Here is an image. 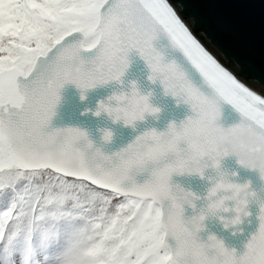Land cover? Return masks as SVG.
<instances>
[{
	"label": "snow or ice",
	"instance_id": "snow-or-ice-1",
	"mask_svg": "<svg viewBox=\"0 0 264 264\" xmlns=\"http://www.w3.org/2000/svg\"><path fill=\"white\" fill-rule=\"evenodd\" d=\"M133 49L148 79L192 116L110 155L77 128L48 130L65 84L83 91L119 82ZM219 101L240 114L238 124L216 123ZM136 119L142 114L124 113L126 126ZM228 155L264 179V99L199 45L166 0H0V195L10 197L0 244L9 255L17 240L30 255L39 233L52 264H264V203L237 254L213 235L201 240L196 220L184 217L180 185L170 183L193 166L202 176V160L218 168Z\"/></svg>",
	"mask_w": 264,
	"mask_h": 264
},
{
	"label": "water",
	"instance_id": "water-1",
	"mask_svg": "<svg viewBox=\"0 0 264 264\" xmlns=\"http://www.w3.org/2000/svg\"><path fill=\"white\" fill-rule=\"evenodd\" d=\"M166 2L191 36L221 67L264 99V0H166ZM81 55L87 59L90 54L82 52ZM128 61L120 84L110 81L90 89L85 93L84 101L79 99L80 90L75 85L65 84L59 91L61 99L55 108V115L48 130L66 127L85 128L90 133L94 147H100L103 153L110 155L125 147L146 129L155 128L157 131H163L170 122L179 127L182 121L193 115L188 104L165 93L159 79L155 81L148 79L150 69L134 49L129 51ZM131 82L137 85L142 94L151 93L148 100L150 104L160 108L159 119L153 120L146 114L143 121L135 122L133 129L119 121L112 124L103 114L100 117H94L91 112L82 114L85 107L94 109L98 100H104L114 91L127 93ZM219 108L220 116L216 123L221 127L229 128L241 121L240 114L232 105L219 101ZM105 126L113 130V139L108 144H101L96 129ZM221 167L227 169L230 174L236 173L235 176L229 175L230 180L241 184L247 181L254 191L261 189L262 182L258 171L238 164L234 155L222 158ZM209 172L210 170H206L205 175ZM145 178L146 175L135 177L137 182H142ZM170 183L193 192H202L207 181L195 175L174 174ZM196 203L199 206V202ZM259 210L256 202H249L247 206L249 215L239 226L240 231L224 230L216 222L205 221L206 227L198 235L202 241L207 240L209 235H215L226 248L240 254L258 226ZM193 214V210L184 205V217L188 218ZM168 242L172 243L170 238Z\"/></svg>",
	"mask_w": 264,
	"mask_h": 264
},
{
	"label": "clouds",
	"instance_id": "clouds-1",
	"mask_svg": "<svg viewBox=\"0 0 264 264\" xmlns=\"http://www.w3.org/2000/svg\"><path fill=\"white\" fill-rule=\"evenodd\" d=\"M120 83L121 80L117 82V84ZM88 90H80L79 99L81 101L86 99L85 93ZM150 94L151 93L142 94L139 91L137 85L134 82H131L127 93L124 91H120L119 93L114 91L104 100H98L94 109L85 107L82 111V114L91 112L94 117H100L101 114H103V116L107 120L111 121L112 124H115L119 121L125 125L123 121L124 113L126 111L134 110L142 114V119H136L127 125L134 129L135 122L143 121L146 114L151 116L153 120L159 119V113L161 110L160 108L149 103L148 96ZM114 95H122L124 98L119 103H117L115 100L111 99ZM141 97H147L146 107L144 106V103L141 102ZM60 99L61 98H59L58 103L60 102ZM113 101H115L114 104L112 103ZM117 109L120 111L117 112ZM173 124L174 123L170 122L167 128L163 131H157L155 128H149L143 132L155 130L157 133L163 134L166 133L169 126ZM74 128L81 130V132L85 134L86 139L91 142L92 146L94 147V142L92 139H90V133L88 130L81 127ZM96 131L99 133V140L101 144H108L112 141L114 133L111 128L107 126L98 127ZM94 148L101 151L100 147ZM221 160L219 162L218 168L213 167L210 160H202L200 164V169H202L203 172L202 176L200 174V170L195 166L185 168L182 174H175L177 176L195 175L207 181V184L204 186L202 192H193L180 186L182 192L178 194L179 197L184 201V204L189 208L193 210L191 206H195V210L193 211L194 214L185 219L188 221L195 219L201 231L206 227L205 221H208L209 223L216 222L220 224L224 230L232 229L233 231H240L239 226L242 224L244 218L249 215V212L247 211L249 202H256L259 206L261 203H264V179L261 178L259 171V179L262 182V187L259 191H254L250 188V184L247 181L241 184L230 180L229 175L235 176L236 173L232 172L230 174L227 169L222 168ZM206 170H210L209 174L207 175H205ZM197 201L199 202V206H197Z\"/></svg>",
	"mask_w": 264,
	"mask_h": 264
},
{
	"label": "trees",
	"instance_id": "trees-1",
	"mask_svg": "<svg viewBox=\"0 0 264 264\" xmlns=\"http://www.w3.org/2000/svg\"><path fill=\"white\" fill-rule=\"evenodd\" d=\"M10 203L9 199L5 200L0 195V211H4ZM53 228H63V222H51ZM11 255L9 249H6L3 244H0V264H52L53 249L51 247H44L41 244L39 233L34 234L32 240V253L27 254L24 242L22 240L14 241L10 245ZM27 255V259L25 256Z\"/></svg>",
	"mask_w": 264,
	"mask_h": 264
},
{
	"label": "rangeland",
	"instance_id": "rangeland-1",
	"mask_svg": "<svg viewBox=\"0 0 264 264\" xmlns=\"http://www.w3.org/2000/svg\"><path fill=\"white\" fill-rule=\"evenodd\" d=\"M178 35L184 42H186V44H188L189 46L191 45V42L187 40V37L184 35V33L182 31H179ZM196 51L198 52V50H196Z\"/></svg>",
	"mask_w": 264,
	"mask_h": 264
}]
</instances>
